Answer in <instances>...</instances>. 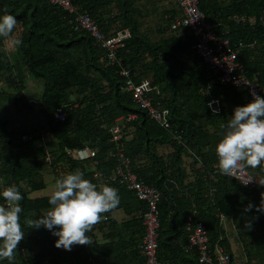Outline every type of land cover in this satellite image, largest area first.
<instances>
[{
  "label": "trees",
  "instance_id": "trees-1",
  "mask_svg": "<svg viewBox=\"0 0 264 264\" xmlns=\"http://www.w3.org/2000/svg\"><path fill=\"white\" fill-rule=\"evenodd\" d=\"M144 1L72 0L96 21L105 39L130 31L124 47L116 51V63L110 64V51L88 32L76 29V17L61 7L43 0H0V16L6 10L16 17L13 35L22 40L19 49H13L0 39V191L15 185L24 197L20 223L25 235L13 264H143L146 204L125 185L108 182L114 171L124 168L120 155L130 163V173L160 192L162 262L200 264L197 251L187 247L192 227L202 222L212 248L219 244L231 255V264H241L231 250L225 222L232 232L246 237L244 264H264V212L256 210L264 193L248 191L226 177L218 182L208 177L217 162L215 146L222 138V126L235 107L247 104V94L220 85L192 51L195 40L189 30L172 29L171 22L181 16L174 0L159 13L156 27L144 31L148 11ZM199 2L219 36L236 50L244 44L238 61L264 90V0ZM253 18L255 25L250 23ZM123 70L135 85L148 81L154 88L148 94L151 106L169 111V129L134 102L133 94L125 90L128 78L121 75ZM31 79L39 82V90H30ZM212 98L221 103L218 114L208 106ZM59 109L66 112L64 122L58 120ZM131 115L136 118L129 120ZM122 117L120 138L114 141L112 131ZM176 133L185 147L175 139ZM86 147L96 151V157L80 161L68 154ZM165 147L172 152L164 156L159 150ZM195 156L203 169L197 167ZM45 170L53 183L80 170L98 186L118 190L119 205L87 233L88 246L57 249L58 237L44 227L29 229L25 224L27 218H39L50 210V195H44ZM250 204L254 207L245 211ZM117 211L125 215L121 221L113 216ZM249 224L251 228L246 227Z\"/></svg>",
  "mask_w": 264,
  "mask_h": 264
},
{
  "label": "built area",
  "instance_id": "built-area-1",
  "mask_svg": "<svg viewBox=\"0 0 264 264\" xmlns=\"http://www.w3.org/2000/svg\"><path fill=\"white\" fill-rule=\"evenodd\" d=\"M43 1H48L55 6L61 7L71 15H74L76 17V29L88 32L98 43H101L107 48L110 51L108 55L110 64L116 63V51L123 48V42L131 36L128 29L119 32L110 39H105L96 21L88 14L80 12L79 8L73 4L72 0ZM174 1L181 11V16L171 22L172 29L189 30L195 40L192 51L203 60L209 71L217 78V82L222 86H228L246 92L247 97L245 102L247 104L253 100V96L251 95L253 91H255L257 95L264 97V90L260 84L252 81L247 76L246 70L238 61L240 49L244 48V44L240 43L239 50H236L232 47L228 39L219 36L215 31V27H212L207 22L205 14L200 10L199 0ZM241 20L245 21L244 18ZM121 75L128 78L125 90L133 94L134 102L138 103L143 109L148 110L151 118L156 120L161 127L169 129V111H162L151 106L148 94L154 90V88L150 83L144 81L139 85H135L132 80L129 79L130 74L126 70H123ZM210 90L211 86H208L207 92ZM208 96L211 97L210 94H208ZM208 106L212 113L218 114L220 112L221 103L219 100L215 98L208 100ZM57 117L59 121L64 122L67 118L66 112L63 109H59ZM135 118V115L129 116V120ZM122 120L123 117L117 119L115 123L116 126L113 128L112 134L114 141L120 138V122ZM174 137L180 145L185 147V142L181 135L176 133ZM68 154L72 156L73 159L80 161L96 157V151L88 147L78 150H69ZM120 159L124 168L121 167L117 171H114L113 175L109 177L108 182L117 181L120 185H125L128 190L136 194L137 199L146 204L148 209L143 218L145 234L140 246V253L144 258L143 264H168L162 262L158 257V238L160 230V212L158 204L160 192L156 187H151L140 182L135 174L130 173V163L124 159L123 155H120ZM195 159L198 160L197 167L203 169L204 165L201 159L197 156H195ZM215 165L213 167V172L208 173V177L212 181L218 182L219 177H226L238 183L242 188L248 191H262L264 193V186L259 183V181L264 180V169H246L233 177L220 174ZM125 170H127L128 173L125 172ZM208 184L211 185L212 183ZM212 192H214V190H212ZM193 218L194 217L189 219V226L192 225ZM192 228L193 230L189 236L187 249L188 251H197L200 264H231L232 257L229 253L224 251L222 246L217 245L216 248H212L209 233L202 222H198ZM73 248L72 246L71 249ZM244 263L245 261L242 262V264ZM44 264L50 263L46 261Z\"/></svg>",
  "mask_w": 264,
  "mask_h": 264
},
{
  "label": "clouds",
  "instance_id": "clouds-1",
  "mask_svg": "<svg viewBox=\"0 0 264 264\" xmlns=\"http://www.w3.org/2000/svg\"><path fill=\"white\" fill-rule=\"evenodd\" d=\"M17 24L16 17L6 10L0 16V39L13 49H19L22 44V40L13 35ZM251 95L252 102L235 107L227 124L222 126V138L215 146L218 161L215 167L222 175L234 177L246 169H264V97L255 91ZM259 183L264 186V180ZM0 199L4 201L0 204V260L13 264L15 252L25 235L20 223L24 197L19 188L12 185L0 191ZM119 202L117 189L98 186L76 170L55 180L48 200L50 210L39 218H27L25 224L29 229L44 227L58 237L54 245L57 249L71 251L74 245L91 243L87 233ZM253 207L250 204L245 211ZM256 210L264 212V197ZM246 227L251 228V225Z\"/></svg>",
  "mask_w": 264,
  "mask_h": 264
},
{
  "label": "rangeland",
  "instance_id": "rangeland-1",
  "mask_svg": "<svg viewBox=\"0 0 264 264\" xmlns=\"http://www.w3.org/2000/svg\"><path fill=\"white\" fill-rule=\"evenodd\" d=\"M150 2V3H149ZM170 2H174L173 0H145V7L148 9L147 11V15L145 16L144 20H145V25H144V31H148V29H150L151 27H156V23L157 21H159V13L165 9V7H169ZM151 3H154V6L151 5ZM156 8V10H155ZM157 29V28H156ZM151 30V29H150ZM143 31V30H142ZM150 36L154 39H159L158 34H153L150 33ZM6 77H8V75L6 74ZM33 79H31L30 83L32 84V88L30 87L31 91H36L40 89V84L39 82H32ZM35 81V80H33ZM29 83V84H30ZM30 84V85H31ZM33 89V90H32ZM9 107V105H6V108ZM10 108V107H9ZM35 122H34V126H35ZM29 126V125H28ZM27 128H30V126ZM56 144V143H54ZM172 149L169 147H165V148H161L159 150L161 155H167ZM186 163H191L192 160L185 158ZM49 170H45V173H47L45 180L47 182L48 188L46 191H44V195L48 196L51 195L52 190H53V176L51 174L48 173ZM41 195V194H40ZM228 236L232 242L233 249H234V256H235V260L238 263H242L245 261L246 259V253L243 249V245L244 243L242 242V238L244 236L239 235L236 232H232L231 230L228 233ZM242 237V238H241ZM246 239V237H244ZM233 241H236V243H234Z\"/></svg>",
  "mask_w": 264,
  "mask_h": 264
},
{
  "label": "crops",
  "instance_id": "crops-1",
  "mask_svg": "<svg viewBox=\"0 0 264 264\" xmlns=\"http://www.w3.org/2000/svg\"><path fill=\"white\" fill-rule=\"evenodd\" d=\"M242 18H244L245 19V21H246V18L245 17H242ZM241 18V19H242ZM242 21V20H241ZM245 21H242V22H245ZM250 23L251 24H253V25H255L256 24V19L255 18H253V19H251L250 20ZM221 37H223V36H221ZM242 65V64H241ZM243 66V65H242ZM172 152V150L169 152V153H171ZM168 153V154H169ZM115 218H117V220H119V221H121L122 219H124L125 218V215H124V213L122 212V211H117L116 213L114 212V215H113ZM222 226L224 227V229L226 230V232H227V237H228V240H229V242H230V244H231V250H232V252L234 253V249H233V246L234 245H232V242H231V240H230V238H229V236H228V233H229V231L231 230V228H230V226H229V223H226L225 224V222L222 224ZM242 238V237H241ZM243 240H245L246 241V239L243 237L242 238V241ZM234 243H236L237 244V242L236 241H233ZM219 245V244H218ZM224 248V247H223ZM245 262H246V259H245ZM238 263V262H237ZM242 264V263H241Z\"/></svg>",
  "mask_w": 264,
  "mask_h": 264
}]
</instances>
